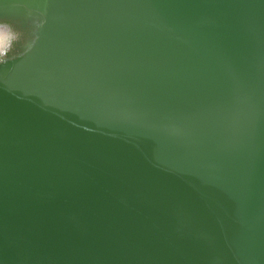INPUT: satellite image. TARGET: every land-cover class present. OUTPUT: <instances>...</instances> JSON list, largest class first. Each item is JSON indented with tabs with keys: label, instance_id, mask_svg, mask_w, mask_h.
<instances>
[{
	"label": "water",
	"instance_id": "water-1",
	"mask_svg": "<svg viewBox=\"0 0 264 264\" xmlns=\"http://www.w3.org/2000/svg\"><path fill=\"white\" fill-rule=\"evenodd\" d=\"M0 24V264H264V0Z\"/></svg>",
	"mask_w": 264,
	"mask_h": 264
},
{
	"label": "bare ground",
	"instance_id": "bare-ground-1",
	"mask_svg": "<svg viewBox=\"0 0 264 264\" xmlns=\"http://www.w3.org/2000/svg\"><path fill=\"white\" fill-rule=\"evenodd\" d=\"M13 38L14 34L10 28L0 24V55H2V53L8 48Z\"/></svg>",
	"mask_w": 264,
	"mask_h": 264
}]
</instances>
